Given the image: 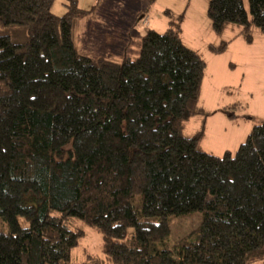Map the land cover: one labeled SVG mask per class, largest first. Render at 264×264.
Returning <instances> with one entry per match:
<instances>
[{
    "label": "trees",
    "instance_id": "obj_1",
    "mask_svg": "<svg viewBox=\"0 0 264 264\" xmlns=\"http://www.w3.org/2000/svg\"><path fill=\"white\" fill-rule=\"evenodd\" d=\"M54 1L0 0V264H264V120L235 153L207 152L204 125L183 133L208 114L207 62L180 26H146L136 57L94 58L73 36L89 10ZM248 6L210 0L213 30L238 23L252 43L264 0ZM194 213L172 251L173 220ZM80 224L105 257L73 260Z\"/></svg>",
    "mask_w": 264,
    "mask_h": 264
},
{
    "label": "rangeland",
    "instance_id": "obj_2",
    "mask_svg": "<svg viewBox=\"0 0 264 264\" xmlns=\"http://www.w3.org/2000/svg\"><path fill=\"white\" fill-rule=\"evenodd\" d=\"M71 1L55 0L52 11L64 15ZM76 1L89 12L75 18L74 40L82 54L94 58L108 54L116 59L136 57L146 26L160 32L180 26L183 42L207 62L200 104L208 114L193 116L183 133L194 135L204 125L201 146L207 152L218 156L227 150L235 153L253 127L264 120V33L257 27L252 28V43L240 34L243 27L238 23L228 24L217 34L207 12L210 0ZM245 3L249 10L248 0ZM223 41H231L225 52L216 54L209 49L210 44ZM198 216L194 213L173 220L168 241L172 251ZM80 225L86 235L73 249V260H85V252L105 257L102 234L87 224Z\"/></svg>",
    "mask_w": 264,
    "mask_h": 264
},
{
    "label": "crops",
    "instance_id": "obj_3",
    "mask_svg": "<svg viewBox=\"0 0 264 264\" xmlns=\"http://www.w3.org/2000/svg\"><path fill=\"white\" fill-rule=\"evenodd\" d=\"M141 36H142V30H141ZM109 55V54H108ZM111 55V54H110ZM106 56V55H105Z\"/></svg>",
    "mask_w": 264,
    "mask_h": 264
}]
</instances>
